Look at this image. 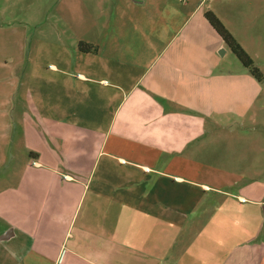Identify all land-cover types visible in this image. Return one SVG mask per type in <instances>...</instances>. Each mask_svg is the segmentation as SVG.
Instances as JSON below:
<instances>
[{"label": "crops", "instance_id": "0c3cea01", "mask_svg": "<svg viewBox=\"0 0 264 264\" xmlns=\"http://www.w3.org/2000/svg\"><path fill=\"white\" fill-rule=\"evenodd\" d=\"M27 2L0 0V13L35 6ZM207 2L117 0L111 10L105 0H55L61 21L41 27L44 38L63 37L59 62L46 74L27 70L41 91L21 95L16 64L36 60L24 52L27 27L0 23V173L22 175L17 186L0 175V264H164L180 231L163 196L174 199L180 185L215 198L206 226L183 232L177 264H264V133L255 130L264 87L227 59L205 18L216 13L256 60L264 4ZM81 42L97 50L84 53ZM245 122L241 134L234 125ZM164 217L175 230L163 231Z\"/></svg>", "mask_w": 264, "mask_h": 264}, {"label": "rangeland", "instance_id": "374dc122", "mask_svg": "<svg viewBox=\"0 0 264 264\" xmlns=\"http://www.w3.org/2000/svg\"><path fill=\"white\" fill-rule=\"evenodd\" d=\"M32 1H34L33 4H35V6L31 7V9L29 8L21 9L19 6H17L13 9V11L0 13L1 24L10 25V26L23 25L27 27L28 40L25 43L24 52L28 56L31 55L36 59L34 62L26 60L24 62H20L16 64L15 68L18 70L17 76L18 79L21 81V86H22L21 89L19 90L18 93L19 95L22 94L21 91L23 90V86L24 89L26 90V87H28V85L34 87L36 91H38V88L39 91H41V84L39 83V79L41 77L28 78L26 71L34 69V70H39V73L41 75L46 74L45 70L48 68L49 63L59 62L58 60L55 61L52 55H56L59 52V49L62 46V41L64 40L63 37H61L62 39L59 38L57 34H54L48 38L43 37V30L41 27L43 23L46 22L55 23L61 21V17L59 16L57 10L54 9L55 5L53 4V2L55 0H32ZM116 1L117 0H105L104 6H109V9L112 10L114 7L113 5L114 3H116ZM125 1H128L130 4H133L134 2V0H125ZM210 1L213 0H208V2ZM260 1H262L261 4H264V0H260ZM27 3L30 4L29 0ZM46 4L47 5L51 4V5L50 7H46ZM178 4L181 5L182 3L178 1ZM40 9L42 10L40 11ZM93 10L96 15H99V20H101L103 14L101 12L98 13L97 11H95L94 7ZM259 20L261 21L264 20L263 14L259 16ZM261 33L262 35H264V30ZM46 39H49V42L46 45H44L42 41ZM47 50H49L50 53ZM252 51L255 53L254 54L255 55L254 57L256 59L254 60L255 66L261 71L263 75V79L260 82H262V85L264 87V38L254 46V50ZM227 59L238 60L237 57L231 51L230 53H228ZM7 62L11 63V61H7ZM263 98H264V94H263ZM48 101L50 103L58 104V92L56 91L53 94L50 93ZM234 127H236L239 133L244 134L246 131H248L249 127H252V125L248 122H245L242 127L237 128L236 125H234ZM255 130L257 131L258 134L264 133V128L262 127ZM16 150H17V146H13V145L10 147V150L8 149V151L10 152L12 151L15 152ZM21 151L23 152L22 145L19 146L18 149V157H19L17 159L18 168L22 166V164L25 161L24 159L25 155L21 153ZM28 158L29 157H27V159ZM0 175H4L3 180L5 185H7L9 182H14V185L17 186L19 184L18 180L22 179V175L20 176V174H8V168H4L3 171L0 173ZM259 176L261 177L260 179H264V174H259ZM198 178L203 181L201 176L200 177L198 176ZM0 184H1V180H0ZM173 195H174L173 197L174 199H169L171 196L168 194H165V196H163V199L165 203H167L165 205H167L169 208L170 206H174V208L175 207L178 208L177 212L171 214L173 215L171 217L172 218L176 217L174 221L177 227L175 228L179 229L178 231H180V236L178 237L177 243L171 248V250H167L168 247H170L169 245H167L166 247L164 245L163 251L165 252V250H167V252L171 253L170 256H172L166 262H164V264H177L178 258L181 260L180 255L184 253V251H186V248L188 247L189 244L188 241L190 240L189 237H183V232L187 230L197 231L206 226V199L209 198L210 200H213L215 198L213 197V195H211V193L209 194V196H207L206 189L205 190L201 189L200 185L198 186V188L196 187L195 189H193L188 185H180L177 190L173 189ZM43 197L44 194L41 192L39 198H43ZM8 198H11L10 194ZM90 198H91V191L88 190V193L84 195V199H83L84 203L82 205L83 207L81 212H83L84 209L87 206H89ZM76 199L77 198H73L69 196L67 200V203H69V205L73 207V210L75 209L73 202H76ZM167 206H164L163 211H165V207ZM166 218L167 217H164V221L162 222V226H161L163 231H166L167 229L175 230L174 228H170L171 220L170 222L169 221L167 222ZM132 223L133 221H131V224ZM147 227L154 228L153 222L151 220L149 221V219L147 222ZM145 239H147L148 241L149 240L153 241L152 240L153 237H150L149 235ZM165 240L166 238H164L163 241ZM3 244L4 246H10V245L12 246V243H3Z\"/></svg>", "mask_w": 264, "mask_h": 264}, {"label": "trees", "instance_id": "16d2710c", "mask_svg": "<svg viewBox=\"0 0 264 264\" xmlns=\"http://www.w3.org/2000/svg\"><path fill=\"white\" fill-rule=\"evenodd\" d=\"M205 18L222 38L230 51L237 57L242 65L248 69L249 73L258 81H261L263 79V75L261 71L255 66L254 60L236 40L232 33L226 28L219 17L213 11L208 10L205 12ZM79 49L84 53L94 52L97 50L96 47L84 42L79 44Z\"/></svg>", "mask_w": 264, "mask_h": 264}, {"label": "water", "instance_id": "95a60500", "mask_svg": "<svg viewBox=\"0 0 264 264\" xmlns=\"http://www.w3.org/2000/svg\"><path fill=\"white\" fill-rule=\"evenodd\" d=\"M224 52V51H223Z\"/></svg>", "mask_w": 264, "mask_h": 264}]
</instances>
